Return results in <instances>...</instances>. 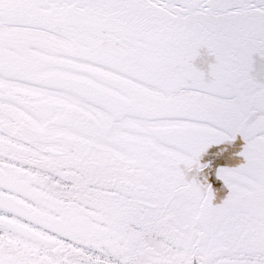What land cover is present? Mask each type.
<instances>
[{
	"label": "snow or ice",
	"instance_id": "6c2138e0",
	"mask_svg": "<svg viewBox=\"0 0 264 264\" xmlns=\"http://www.w3.org/2000/svg\"><path fill=\"white\" fill-rule=\"evenodd\" d=\"M0 264H264V0H0Z\"/></svg>",
	"mask_w": 264,
	"mask_h": 264
}]
</instances>
